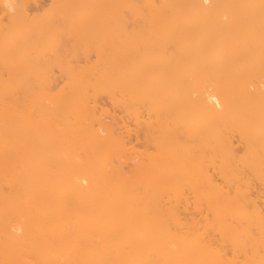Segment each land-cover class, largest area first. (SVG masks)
<instances>
[{
  "label": "bare ground",
  "instance_id": "obj_1",
  "mask_svg": "<svg viewBox=\"0 0 264 264\" xmlns=\"http://www.w3.org/2000/svg\"><path fill=\"white\" fill-rule=\"evenodd\" d=\"M32 1L0 0V264H264V0Z\"/></svg>",
  "mask_w": 264,
  "mask_h": 264
},
{
  "label": "rangeland",
  "instance_id": "obj_2",
  "mask_svg": "<svg viewBox=\"0 0 264 264\" xmlns=\"http://www.w3.org/2000/svg\"><path fill=\"white\" fill-rule=\"evenodd\" d=\"M205 2L206 4L209 3L208 0ZM48 5H49V0H38L37 2L35 1L33 3H30L28 10L30 9L29 12H31L32 14L34 12L36 13L38 10L40 11L43 8L46 9ZM4 19H5V13L2 11L1 3H0V20H4ZM59 80L61 79L59 78ZM96 104L99 108V111L102 110L104 112L105 117L103 118H105L107 122L113 123L115 128V133H123V135H126L125 137L126 141L129 142L131 146H134L135 150L143 151L144 138L140 136L138 127L135 126V121L133 117L123 112L121 109L111 106L109 104V100L106 97H100ZM251 190L253 194L257 195L258 202L261 203L262 200L264 199V191L261 190V187L258 184H254ZM261 208L264 209L262 204H261ZM192 212H193L192 208H188V209L186 208V210L180 209L179 214L183 221H189L190 218L194 217V215L190 214ZM196 219H200V217H197ZM225 254H226V258L231 257V252L229 250H226Z\"/></svg>",
  "mask_w": 264,
  "mask_h": 264
}]
</instances>
